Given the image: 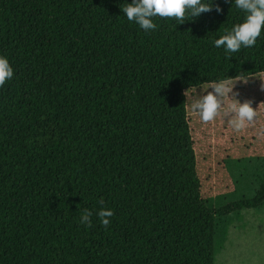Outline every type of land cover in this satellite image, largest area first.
Wrapping results in <instances>:
<instances>
[{"label": "trees", "instance_id": "trees-1", "mask_svg": "<svg viewBox=\"0 0 264 264\" xmlns=\"http://www.w3.org/2000/svg\"><path fill=\"white\" fill-rule=\"evenodd\" d=\"M211 4L145 32L123 0H0V264H215L242 212L264 211V156L235 180L251 191L214 203L194 140L196 93L264 77V29L226 56L212 41L243 13Z\"/></svg>", "mask_w": 264, "mask_h": 264}, {"label": "rangeland", "instance_id": "rangeland-1", "mask_svg": "<svg viewBox=\"0 0 264 264\" xmlns=\"http://www.w3.org/2000/svg\"><path fill=\"white\" fill-rule=\"evenodd\" d=\"M226 87L229 92L218 97L222 108H227L235 99L241 102L250 100L256 113L253 121L246 122L241 129L229 124L231 113L225 115L221 112L212 121L205 122L188 105L191 126L198 133L194 140L201 143V154L206 157L203 169H210L207 184L215 185L209 194L212 193L213 202L219 204L251 191L252 178L247 181L240 179L238 186L235 180L241 172L246 173L250 166L245 164L254 161L252 155L264 156V77L228 82ZM205 88L192 100L213 91L211 87ZM227 155L229 158L224 160ZM217 162L221 165H216ZM241 215V220H236L229 227L224 248L216 256L215 264H264V211L249 210Z\"/></svg>", "mask_w": 264, "mask_h": 264}, {"label": "clouds", "instance_id": "clouds-1", "mask_svg": "<svg viewBox=\"0 0 264 264\" xmlns=\"http://www.w3.org/2000/svg\"><path fill=\"white\" fill-rule=\"evenodd\" d=\"M236 9L243 13L242 19L233 23L230 29H226L224 34L216 37L212 43L215 47L223 46L226 56L239 51L242 47L247 48L257 43V38L264 29V0H234ZM212 7L211 0H123L122 13L128 21L134 22L145 32L155 30L157 25L154 18H174L176 24L183 23L185 19L195 17L202 11H207ZM219 10V9H217ZM14 70L7 56L0 54V86L6 80L13 77ZM211 87L213 91L206 92L199 99L192 100L189 108L197 113L202 121H212L221 112L225 115L233 114L229 119V124L235 129H241L246 122L253 121L256 113L251 106L250 100L241 102L235 99L229 103L227 108L221 107L218 97L228 93L226 81H212L205 88ZM102 203V201H101ZM92 213L89 209L79 216V223L90 225ZM100 223L109 225V217L113 216L111 208H100L96 212Z\"/></svg>", "mask_w": 264, "mask_h": 264}]
</instances>
